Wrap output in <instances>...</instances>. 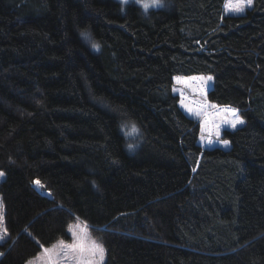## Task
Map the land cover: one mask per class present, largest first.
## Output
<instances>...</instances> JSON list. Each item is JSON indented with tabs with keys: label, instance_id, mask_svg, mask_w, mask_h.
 <instances>
[{
	"label": "trees",
	"instance_id": "trees-1",
	"mask_svg": "<svg viewBox=\"0 0 264 264\" xmlns=\"http://www.w3.org/2000/svg\"><path fill=\"white\" fill-rule=\"evenodd\" d=\"M165 1L0 0V264L74 223L104 264H264V0ZM177 76L245 120L229 150L199 143Z\"/></svg>",
	"mask_w": 264,
	"mask_h": 264
},
{
	"label": "rangeland",
	"instance_id": "rangeland-1",
	"mask_svg": "<svg viewBox=\"0 0 264 264\" xmlns=\"http://www.w3.org/2000/svg\"><path fill=\"white\" fill-rule=\"evenodd\" d=\"M123 8L129 4L138 5L142 12L147 15L151 10L161 9L166 6L165 0H116ZM238 0H227L225 13L227 16H239L246 14L247 10L252 7L253 0L251 5L243 4L241 5L242 11H235L234 8ZM148 3L151 5L148 8ZM153 6V7H152ZM208 77L204 76H195V77H184L177 76L174 78L175 88L174 93L180 97V106L186 113V115L192 119L198 120L201 124V137L200 144L206 148L219 147L223 150H229L231 144L228 141L227 145L223 143L222 132L224 130L234 131L238 128H241L245 124V120L241 118L238 111L231 107H218L216 104L210 103L207 95L213 86V78L211 80L207 79ZM226 110H235L237 116L244 121L243 124H237L235 127L232 126V121L234 117L231 115L230 111ZM137 130V129H136ZM3 173V172H0ZM5 179V174L3 173L0 176V183ZM36 188L41 190L40 185H36ZM4 225V214L2 209V203L0 199V236L3 239H0V243H5L8 240L7 235L4 234L3 229ZM69 233L71 235V241L60 240L49 247H44L40 254L32 258L26 264H48L49 256L45 253V249L51 251V264H86L88 259H92L89 252H85L83 257H81L79 251L69 255L62 254L63 245H76L77 240L74 237L73 233L76 234V237H85L86 244L90 247L93 242L96 244L101 243L92 236L90 230L82 223L72 224ZM63 242V245L61 244ZM103 247V246H102ZM104 249V248H103ZM67 251V250H65ZM105 250L102 260V264L105 263ZM96 260H99V257H95Z\"/></svg>",
	"mask_w": 264,
	"mask_h": 264
},
{
	"label": "snow or ice",
	"instance_id": "snow-or-ice-1",
	"mask_svg": "<svg viewBox=\"0 0 264 264\" xmlns=\"http://www.w3.org/2000/svg\"><path fill=\"white\" fill-rule=\"evenodd\" d=\"M252 0H238L234 10L235 11H242V7L241 5L243 4H247V5H251ZM207 79L211 80V77H208ZM226 111H230L231 115L234 117V120L232 121V126L235 127L237 124H243L244 121L242 119L239 118V116H237L235 110H226ZM134 127V126H133ZM223 143L225 145H227L228 141H223ZM131 147V145H130ZM3 173H0V176H2ZM37 184H39V181H36ZM3 232L5 235H7V230L6 228L3 229ZM74 237L77 240V244L76 245H63V242H61V244L63 245L62 248V254L63 255H69L72 253H76L77 250L79 251L81 257H83V254L85 252H89L92 259H88L86 261V264H102V260H103V256H104V249L102 246H100L99 244H96L95 242L92 243V245L89 247L86 244V238L85 237H76V234L73 233ZM0 239H3L2 236H0ZM67 250V251H65ZM45 253L49 256V261L48 264H51V251L48 249L44 250ZM0 255H3V253H0ZM99 257V260H96L95 257Z\"/></svg>",
	"mask_w": 264,
	"mask_h": 264
},
{
	"label": "water",
	"instance_id": "water-1",
	"mask_svg": "<svg viewBox=\"0 0 264 264\" xmlns=\"http://www.w3.org/2000/svg\"><path fill=\"white\" fill-rule=\"evenodd\" d=\"M35 189H36V188H35ZM36 190H37V189H36ZM37 191H38V190H37ZM38 192H39V191H38ZM39 193H40V192H39ZM43 195H44V196H48V197L50 196V194H49V195L43 194ZM1 258H2V257H1ZM1 258H0V259H1Z\"/></svg>",
	"mask_w": 264,
	"mask_h": 264
},
{
	"label": "bare ground",
	"instance_id": "bare-ground-1",
	"mask_svg": "<svg viewBox=\"0 0 264 264\" xmlns=\"http://www.w3.org/2000/svg\"><path fill=\"white\" fill-rule=\"evenodd\" d=\"M39 190V189H38ZM40 191V190H39ZM47 193V192H46Z\"/></svg>",
	"mask_w": 264,
	"mask_h": 264
}]
</instances>
